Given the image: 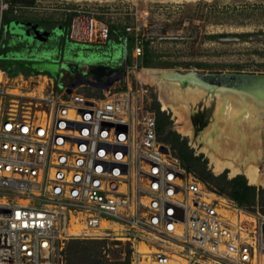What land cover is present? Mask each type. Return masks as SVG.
Segmentation results:
<instances>
[{
  "label": "built area",
  "instance_id": "1",
  "mask_svg": "<svg viewBox=\"0 0 264 264\" xmlns=\"http://www.w3.org/2000/svg\"><path fill=\"white\" fill-rule=\"evenodd\" d=\"M81 14L70 40L103 43L108 27ZM85 91L0 66V264H63L67 242L111 235L131 264H264V215L188 172L155 112Z\"/></svg>",
  "mask_w": 264,
  "mask_h": 264
},
{
  "label": "rangeland",
  "instance_id": "2",
  "mask_svg": "<svg viewBox=\"0 0 264 264\" xmlns=\"http://www.w3.org/2000/svg\"><path fill=\"white\" fill-rule=\"evenodd\" d=\"M78 11L83 21L92 18L108 27L109 35L103 43L75 44L70 40L69 28ZM3 18L7 23L2 24ZM3 42L11 47L8 54L23 58L28 66L33 59L21 56L27 55L21 53V46L32 44L33 50L39 49L46 57L32 63V68L46 70L43 64H50L52 70L47 72L58 78L64 73L87 93L102 95L111 90L126 96L136 109L156 113L159 107L170 122L163 137L173 138L172 131L186 142L199 159L191 162L190 172L210 185L226 186L237 176L246 178L229 168L215 170L211 154L242 168L254 161L259 173H264V151L245 155L236 151L237 141L245 139L249 146V129L224 136L227 128L219 122L220 94L211 103L207 91L187 89L177 103L184 113L177 116L162 109L161 99H169V91L139 79L144 69L175 71L180 76L188 72L264 75V0H0V49ZM18 44L22 49L16 48ZM137 44L143 52L148 48L152 65L144 64V54L134 56ZM61 52L65 55L63 62L70 60L82 71L52 67ZM109 73L115 77L108 79ZM252 135V140L264 146V129ZM173 144L166 145L174 151ZM260 202H264V194ZM247 211L257 214L259 207ZM113 237L67 242L63 264H131L134 248Z\"/></svg>",
  "mask_w": 264,
  "mask_h": 264
},
{
  "label": "bare ground",
  "instance_id": "3",
  "mask_svg": "<svg viewBox=\"0 0 264 264\" xmlns=\"http://www.w3.org/2000/svg\"><path fill=\"white\" fill-rule=\"evenodd\" d=\"M139 79L147 84H157L163 92L169 91L170 98L161 99L162 109L170 110L177 116H181L184 113L180 110L181 107L177 103L183 100V94L187 89L193 92L194 88L197 87L203 93L209 89L200 76L195 74L180 76L175 71L165 72L156 69H144L139 73ZM219 94L223 99V102L220 103L219 116L221 118L219 122L221 123L220 125L223 124L227 128L225 130L227 133L224 136H232L233 133L236 136V133L241 129H249V146L244 142L245 139L237 141V145H235L238 149L236 151L244 155L246 153L263 152L264 146L258 143L255 138L252 140V134L264 129V118L259 116L264 112V100L256 99L263 104L255 108L258 104L251 102L249 91L224 86L220 89ZM211 157L213 159L212 162L215 163V170L220 171L224 168H229L233 174L245 175L250 185L264 186V173H259L256 162H249L242 168L238 163L224 162L221 159H217L214 154H211Z\"/></svg>",
  "mask_w": 264,
  "mask_h": 264
},
{
  "label": "trees",
  "instance_id": "4",
  "mask_svg": "<svg viewBox=\"0 0 264 264\" xmlns=\"http://www.w3.org/2000/svg\"><path fill=\"white\" fill-rule=\"evenodd\" d=\"M7 23L6 20L2 21V24ZM4 46L0 49V66L7 69L11 74H14L16 72H19L21 69V66L27 65V61H24L23 58H18L17 55L11 54L9 52L10 45L3 42ZM22 45V44H21ZM18 44L16 48L18 49H24L21 50V53H26L27 55H21L24 57L28 56V59H33L32 63L40 61V59L46 58L42 51L33 50L32 44H29L26 48H24V45L21 46ZM20 46L22 48H20ZM28 50V51H27ZM19 51V50H18ZM144 56V64L146 66L152 65L150 62V53L148 48H145L143 52ZM38 59V60H37ZM51 59V58H50ZM60 60V61H59ZM59 60H55L53 62L61 63L65 60L64 52L60 53ZM70 61V60H69ZM26 62V63H25ZM31 63V64H32ZM31 64H29L30 68H32ZM34 69V68H33ZM37 70V69H35ZM82 70L79 69L78 72H81ZM107 73V72H106ZM91 74V73H90ZM108 74V73H107ZM107 76V75H106ZM108 79H113L115 76L109 73L107 76ZM61 81L63 82H70L69 78H66L64 76V73L62 76L59 77ZM103 81V79H101ZM156 116H157V133L159 136V139L167 144V143H174V154L181 160V163L183 167L190 172L191 171V162L194 160H199L198 157H195L193 155L192 150L187 146L186 142L180 139V136L176 132L169 131L171 137H163L164 130L170 126L169 117L167 114L159 109V107H156ZM199 179L207 184V186L216 192H218L221 195H224L234 202L237 203V205L243 209L255 211L257 207H259V212L264 215V202L261 203V196L264 194V189H258L257 185H249L248 179H246L244 176H237L233 178L232 180H229L227 182L226 186H221L217 184L215 187L210 185L207 181L200 178Z\"/></svg>",
  "mask_w": 264,
  "mask_h": 264
},
{
  "label": "water",
  "instance_id": "5",
  "mask_svg": "<svg viewBox=\"0 0 264 264\" xmlns=\"http://www.w3.org/2000/svg\"><path fill=\"white\" fill-rule=\"evenodd\" d=\"M53 63V65H52ZM52 67L58 69L60 66L70 72H76L78 66L72 62L57 63L52 61ZM46 70H52L50 64H43ZM77 66V67H76ZM195 74L201 77V80L206 82L208 85L207 96L209 101L212 103L219 98V91L222 87H233L236 89H243L249 91V99L253 103H257L258 108L261 102L258 100H264V75L262 74H245V73H218V74H198L197 72H188L182 75ZM260 110V109H259ZM261 113V112H260ZM264 118V112L259 115ZM250 185V184H249Z\"/></svg>",
  "mask_w": 264,
  "mask_h": 264
},
{
  "label": "crops",
  "instance_id": "6",
  "mask_svg": "<svg viewBox=\"0 0 264 264\" xmlns=\"http://www.w3.org/2000/svg\"><path fill=\"white\" fill-rule=\"evenodd\" d=\"M30 66V65H29ZM28 65H25V66H21L20 67V71L19 72H16L17 74H25V75H30V74H35V73H38V71H40L39 69L38 70H35L33 68H30ZM43 70V69H42ZM14 73V74H16Z\"/></svg>",
  "mask_w": 264,
  "mask_h": 264
},
{
  "label": "flooded vegetation",
  "instance_id": "7",
  "mask_svg": "<svg viewBox=\"0 0 264 264\" xmlns=\"http://www.w3.org/2000/svg\"><path fill=\"white\" fill-rule=\"evenodd\" d=\"M201 119H204V118H201Z\"/></svg>",
  "mask_w": 264,
  "mask_h": 264
}]
</instances>
